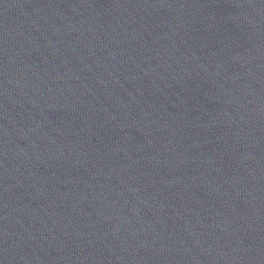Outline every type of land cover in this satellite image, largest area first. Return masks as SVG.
Listing matches in <instances>:
<instances>
[{"label": "water", "instance_id": "water-1", "mask_svg": "<svg viewBox=\"0 0 264 264\" xmlns=\"http://www.w3.org/2000/svg\"><path fill=\"white\" fill-rule=\"evenodd\" d=\"M157 0H0V42L43 34Z\"/></svg>", "mask_w": 264, "mask_h": 264}]
</instances>
